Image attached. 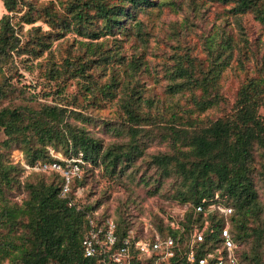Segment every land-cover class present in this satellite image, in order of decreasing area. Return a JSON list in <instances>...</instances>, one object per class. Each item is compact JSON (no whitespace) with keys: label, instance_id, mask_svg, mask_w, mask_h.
I'll return each instance as SVG.
<instances>
[{"label":"rangeland","instance_id":"1","mask_svg":"<svg viewBox=\"0 0 264 264\" xmlns=\"http://www.w3.org/2000/svg\"><path fill=\"white\" fill-rule=\"evenodd\" d=\"M96 1L0 0V110L55 106L103 148L87 161L46 144L61 167L44 157L32 162L37 136L4 144L0 126V264H20L18 255L39 244L37 221L22 210L49 186L68 199L63 213L82 221L80 236L90 220H112L121 234L153 224L185 238L196 176H210L206 197L235 201L224 178L204 170L195 138L235 114L244 91L264 124L259 12L236 14V2L220 0H104L124 8L119 24L106 25ZM257 8L264 11V0ZM251 151L255 195L245 214L264 240V144ZM237 244L241 255L252 253L249 242Z\"/></svg>","mask_w":264,"mask_h":264},{"label":"trees","instance_id":"2","mask_svg":"<svg viewBox=\"0 0 264 264\" xmlns=\"http://www.w3.org/2000/svg\"><path fill=\"white\" fill-rule=\"evenodd\" d=\"M129 1L144 3L148 0ZM220 1L236 2L232 8L236 14L252 10L259 12V18L264 20V11L257 8V0ZM95 3L100 16L107 20L106 25H110L111 21L120 23L119 18L124 11L123 7L108 6L104 0H97ZM7 5L12 9L9 3ZM244 94L245 98L240 101L235 114L216 120L194 140L196 153L205 164L204 170L209 169L211 174L223 177L228 193L235 198V201L231 203L219 195L206 197L205 195L209 193L207 181L210 178L209 174L206 175L203 171L205 174L197 177L195 172H191L199 180H194L195 186L192 189L194 199L190 202L191 211L183 225L186 229L185 234L190 237L193 229L196 226L203 227L206 221L204 214L197 211V206L203 200L223 202L234 209L228 219L231 221V234L236 244L235 253L238 259L246 264H262L264 240L260 238V231L248 226L245 212H248L250 201L255 195L253 183L249 177L254 160L251 148L257 140L264 144V124L260 120L257 103L252 100L248 91H244ZM130 113L135 115L132 111ZM65 119V110H59L55 106L34 108V110L4 108L0 110V126L4 128L7 136L4 144L9 145L11 142L21 144L24 139L27 140L28 134L33 132L40 146L34 148L32 162L44 157L49 162L62 163L51 156L46 144H51L56 150L63 151L68 158H74L82 153L84 160L98 161L103 153L102 144L88 133L74 130L72 124L64 123ZM108 155L110 157L113 154ZM112 159L111 164L114 163V156ZM118 159L116 157L115 161ZM201 178H204L202 182ZM31 187L34 189V186ZM55 192L56 188L53 186L42 188L39 193L35 195L33 193L28 202L31 205L22 210L24 214L31 216L33 221H37L32 225L39 244L34 247V251L26 250L18 255L20 264H50L58 260L63 264H96L95 259L86 258L83 255L82 240L88 227L80 236L82 221L76 219L72 212L68 216L63 213L65 210L70 211L67 205L68 199L59 198L54 194ZM242 212L245 216L244 220L241 218ZM4 216L12 221L14 212L4 208ZM207 220L205 243H212L209 246L212 249L221 240V229L226 224L227 218L221 214L212 213ZM253 232L258 235L253 236ZM237 242H249L252 253L241 255ZM173 264H185V262L176 259Z\"/></svg>","mask_w":264,"mask_h":264},{"label":"built area","instance_id":"3","mask_svg":"<svg viewBox=\"0 0 264 264\" xmlns=\"http://www.w3.org/2000/svg\"><path fill=\"white\" fill-rule=\"evenodd\" d=\"M197 211L204 214L205 224L203 227L196 226L191 236L185 234V238L153 224L144 229V234L133 229L121 234L117 223L112 220H90L82 240L83 255L95 259L96 264H173L176 259L185 264H246L235 253L236 244L228 219L234 211L233 207L220 201L203 200ZM212 213L221 214L227 220L221 229L220 242L210 249L212 243L205 242L207 219Z\"/></svg>","mask_w":264,"mask_h":264}]
</instances>
